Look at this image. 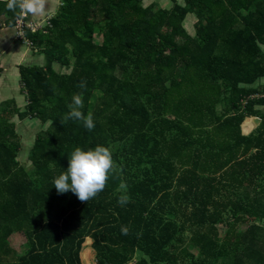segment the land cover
<instances>
[{"label": "trees", "instance_id": "trees-1", "mask_svg": "<svg viewBox=\"0 0 264 264\" xmlns=\"http://www.w3.org/2000/svg\"><path fill=\"white\" fill-rule=\"evenodd\" d=\"M184 2L61 0L46 33L26 31L45 61L19 68L21 106H0V264H83L87 244L95 264H264V0ZM81 80L90 131L61 123ZM27 121L42 127L30 166ZM97 145L114 162L104 190L58 193L74 148Z\"/></svg>", "mask_w": 264, "mask_h": 264}, {"label": "clouds", "instance_id": "clouds-1", "mask_svg": "<svg viewBox=\"0 0 264 264\" xmlns=\"http://www.w3.org/2000/svg\"><path fill=\"white\" fill-rule=\"evenodd\" d=\"M6 7L9 11L20 9L25 15H42L48 7V0H6ZM82 91L74 93L68 105V112L62 117L61 123L68 120L80 121L87 130L95 127L91 112L85 114L83 91L86 90L87 83L81 80L78 85ZM114 169V162L111 151L105 147L97 145L94 148L83 150L75 147L68 157L66 170L53 180V185L58 193L72 192L81 202H87L95 198L98 193L104 190L109 179V173ZM122 187H124L122 185ZM129 202L127 195H122L118 199L120 205ZM128 227L121 226V233L128 234Z\"/></svg>", "mask_w": 264, "mask_h": 264}, {"label": "crops", "instance_id": "crops-1", "mask_svg": "<svg viewBox=\"0 0 264 264\" xmlns=\"http://www.w3.org/2000/svg\"><path fill=\"white\" fill-rule=\"evenodd\" d=\"M6 0H0V3H5ZM161 1V2H158ZM155 0L150 3L146 0V5H159L162 7L166 6L165 9H170L174 6L175 3L183 5L184 0ZM185 4V2H184ZM61 6V0H48V7L44 14L42 15H29V20L32 22H41L48 15H56ZM0 15V104L5 101L14 100L18 104V99L21 101L20 94V82H19V68L20 67H30V66H40L44 65V55L39 54L32 47H28L24 44H21L14 36V19H9V15ZM19 93V96H16V91ZM18 106V105H17ZM19 107V106H18ZM257 110L261 111L264 114V106L257 107ZM258 117V116H252ZM251 117H248L246 121H250ZM262 123V117L259 116ZM245 121V122H246ZM36 124L34 122H30ZM25 125H18V132L20 133V128H25ZM248 125V129H249ZM260 126V125H259ZM258 126V127H259ZM257 127V128H258ZM255 128L253 132L256 131ZM243 134L249 135L250 132L245 130V123L242 126ZM38 130L35 132V134ZM252 132V133H253ZM251 133V134H252ZM20 138V137H19Z\"/></svg>", "mask_w": 264, "mask_h": 264}, {"label": "rangeland", "instance_id": "rangeland-1", "mask_svg": "<svg viewBox=\"0 0 264 264\" xmlns=\"http://www.w3.org/2000/svg\"><path fill=\"white\" fill-rule=\"evenodd\" d=\"M155 0H148V2L152 3L154 2ZM158 1V0H157ZM158 2H161V1H158ZM183 5L184 2H183ZM159 8H161L159 5H157ZM163 8H166V6H162ZM187 28L189 30H191V25L190 23L187 25ZM193 33V32H191ZM101 40H102V37H101V33L96 30L95 34H94V37H93V41L94 43L96 44H100L101 43ZM264 82V80H262ZM14 91H16V96H19V93L17 92V89H14ZM19 107L21 106V101L18 99V104H17ZM1 106V104H0ZM2 108V107H1ZM222 109V107L220 106L218 108V110L220 111ZM3 110V109H1ZM19 129V128H18ZM18 129H17V133H18V136L20 137L19 138V142L21 144V149H25L23 151H21L19 153V156H18V160L20 161L21 164H23L24 166H30L31 165V162L29 161L28 159V152L30 150V147L34 144L35 142V139L36 137L34 138V134L37 130L41 131L42 130V127L40 125L39 122H37L36 124H32L30 123L29 121L26 122V125H25V128L21 129L20 130V133L18 132ZM37 136V135H36ZM218 231L220 232V234L222 235V233H224V227L223 226H218ZM248 229L247 226H240L238 231L239 232H244ZM187 235V234H186ZM26 244V240L23 239V237H14L13 240L11 241V245L12 247L16 248V251H17V255L20 257V256H23L24 254V251L27 250V246L25 245ZM81 257H82V261H83V264H95L96 262V258H95V253L93 252V249H92V246L91 245H86L81 253Z\"/></svg>", "mask_w": 264, "mask_h": 264}, {"label": "built area", "instance_id": "built-area-1", "mask_svg": "<svg viewBox=\"0 0 264 264\" xmlns=\"http://www.w3.org/2000/svg\"><path fill=\"white\" fill-rule=\"evenodd\" d=\"M53 15H48L41 22H32L29 20V15H25L19 9L18 16L14 19V36L21 44L28 47H32V42L27 38L26 31L29 30L33 33L41 31L43 33L47 32L48 28L52 27Z\"/></svg>", "mask_w": 264, "mask_h": 264}, {"label": "water", "instance_id": "water-1", "mask_svg": "<svg viewBox=\"0 0 264 264\" xmlns=\"http://www.w3.org/2000/svg\"><path fill=\"white\" fill-rule=\"evenodd\" d=\"M261 124V119L259 117H251L250 118V121L248 123L249 126V129L247 127V132H250L249 135H251V133L253 132V130L255 128H257L259 125Z\"/></svg>", "mask_w": 264, "mask_h": 264}]
</instances>
